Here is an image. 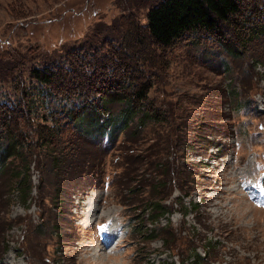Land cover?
<instances>
[{
    "label": "rangeland",
    "instance_id": "obj_1",
    "mask_svg": "<svg viewBox=\"0 0 264 264\" xmlns=\"http://www.w3.org/2000/svg\"><path fill=\"white\" fill-rule=\"evenodd\" d=\"M158 1L0 0V59L13 50L33 59L23 65V79L33 64L46 66L95 44L98 59L86 57L105 67L90 93L106 90L101 82L111 74L125 83L126 94L149 78L146 101L166 117L138 129L135 116L114 140L71 130L55 146V166L44 150H33L25 162L11 157L0 174V264H264V33L237 56L222 47L238 45L240 26L230 22L219 25L223 37L213 34L216 41L195 43L200 32L172 47L149 41L147 48L156 50L136 57L121 38L130 21L143 29L148 8ZM251 2L243 0L238 21ZM255 5L260 14L252 12L249 22L263 30L264 0ZM113 51L125 58L119 62ZM101 53L111 59L101 62ZM74 81L65 75L59 85ZM105 106L109 114L100 122L119 114L124 103ZM25 124L32 141L35 124ZM163 132L169 137L166 177L138 161ZM25 174L32 187L26 196L16 184ZM149 195L162 199L170 215L154 217ZM195 253L203 261L197 263Z\"/></svg>",
    "mask_w": 264,
    "mask_h": 264
},
{
    "label": "trees",
    "instance_id": "obj_2",
    "mask_svg": "<svg viewBox=\"0 0 264 264\" xmlns=\"http://www.w3.org/2000/svg\"><path fill=\"white\" fill-rule=\"evenodd\" d=\"M256 1L252 0L250 3L251 6L253 5L252 7H246L241 22L238 21V15L242 11L243 0H160L148 8L145 17L146 24L143 29L137 23L130 21L129 28H126L125 33H128V36L121 38V42H124L128 49L131 47L136 57L146 53L151 56L153 47L147 48L150 42L158 48L172 47L174 42L181 38L199 32L202 33V37L196 36L195 43L201 41L206 43L208 37L216 41L212 37L213 34L215 37H223L219 31V25L233 22L234 25L240 26L239 29L236 28L238 45L232 43V46L222 47L228 49L227 52L231 56L241 55L240 47L245 48L248 41L264 33V27L263 30L258 29L259 26L253 28L249 22L252 12L260 14L255 5ZM128 40L136 42L138 47L129 43ZM220 40L223 41V39ZM116 41V39H111L109 43L114 45ZM87 48L82 47L79 51L66 53L60 61L50 62L46 66L33 64L26 79H23L22 67L33 59H28L26 54L14 50L7 53V59L3 61L0 59V174L10 164L11 157L25 162L24 159H27L28 155L32 156V151L35 149L44 150V153L51 157L52 163L55 162L53 164L55 166L56 162L60 163V159L55 156V146L61 142L60 138L79 127L83 134H91L90 137L100 135L114 140L117 135L115 131L129 128L135 116H138V129H143L149 122L156 125L160 121L166 120L161 118L163 116L154 104L146 101L147 90L151 87L149 78H146L143 83L129 85L132 88L130 95L124 91L125 83H122L118 78L117 80L115 77L112 78L113 74H111L101 82L106 90L98 87L96 96H93V93H90L94 88H92L91 84L93 83L91 82H94L99 71L105 66L103 63L98 66L93 59L89 60L86 57L96 58L94 53L99 51L97 45L91 44ZM126 51L129 52V50ZM112 55H118V61L125 58V56L120 57L119 52L113 51ZM99 56L101 62L104 59H111L107 53H101ZM131 58L135 65V59ZM160 64L164 66L165 62ZM152 65L154 66L155 63L153 62ZM134 67L138 69V66ZM135 68L132 70L134 71ZM65 75L71 76L76 81L63 89L59 84L62 83V77ZM121 76L126 80L124 66ZM108 85L109 87H106ZM117 89H120L121 93L114 91ZM128 89L129 87H127ZM109 90L110 92H108ZM55 102L58 103L57 106L51 108ZM109 102H123L124 107L119 111V114L109 115L106 121L100 122L99 118L102 113L109 114L105 106ZM39 107H45L44 114H39ZM35 117H40V122H37ZM23 124L27 125L28 129L35 124L36 131L32 141L28 140L29 136L22 130ZM138 132L139 130H136L133 135H138ZM158 137L160 138L161 135ZM168 139V134L163 132L159 144L155 142L145 148L144 154L138 158V161L146 169L145 171L151 170L150 173H155L156 176L163 175V177L170 174L169 163L165 160L168 155V147H164L169 143ZM156 146L157 148L153 151L151 147ZM19 173L17 171L15 174ZM144 181L147 184L149 180L145 179ZM16 184L21 187V194L25 196L30 194L32 187L29 175L25 174ZM149 186H153L152 181L149 182ZM183 198H189V196L185 195ZM148 201L153 204L152 210L156 212L154 217L170 215L161 205L162 199H158V196L149 195ZM183 214H186V211H183ZM203 252L207 253L205 249ZM194 255L197 263L203 261V257L196 253Z\"/></svg>",
    "mask_w": 264,
    "mask_h": 264
},
{
    "label": "bare ground",
    "instance_id": "obj_3",
    "mask_svg": "<svg viewBox=\"0 0 264 264\" xmlns=\"http://www.w3.org/2000/svg\"><path fill=\"white\" fill-rule=\"evenodd\" d=\"M88 211H89V213H93L94 212V209L89 208Z\"/></svg>",
    "mask_w": 264,
    "mask_h": 264
},
{
    "label": "snow or ice",
    "instance_id": "obj_4",
    "mask_svg": "<svg viewBox=\"0 0 264 264\" xmlns=\"http://www.w3.org/2000/svg\"><path fill=\"white\" fill-rule=\"evenodd\" d=\"M262 191H264V190H262ZM105 230H106V226H105Z\"/></svg>",
    "mask_w": 264,
    "mask_h": 264
}]
</instances>
